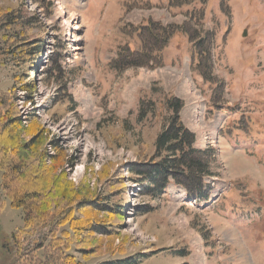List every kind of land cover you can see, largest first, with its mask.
Instances as JSON below:
<instances>
[{
  "label": "rangeland",
  "instance_id": "rangeland-1",
  "mask_svg": "<svg viewBox=\"0 0 264 264\" xmlns=\"http://www.w3.org/2000/svg\"><path fill=\"white\" fill-rule=\"evenodd\" d=\"M0 7L16 20H0V90L16 88L23 124L35 118L49 154L57 139L72 159L58 169L75 186L97 187L99 213L112 218L104 223L112 234L102 236L96 254L82 255L77 244L69 254L81 264L128 257L138 264H264V0H0ZM149 21L187 29L162 50L164 34L154 30L161 52H152L153 61L171 66L113 67L123 48H140ZM170 94L183 100L180 116L213 173L206 201L190 199L173 181L156 197L143 195L127 172L126 163L154 152ZM141 100L155 104L142 120ZM119 173L122 183H104ZM47 229L25 228L22 210L0 189V264H15L22 248L48 241Z\"/></svg>",
  "mask_w": 264,
  "mask_h": 264
},
{
  "label": "trees",
  "instance_id": "trees-1",
  "mask_svg": "<svg viewBox=\"0 0 264 264\" xmlns=\"http://www.w3.org/2000/svg\"><path fill=\"white\" fill-rule=\"evenodd\" d=\"M11 14L12 10L5 11L0 7L2 23H16V20L10 19ZM143 29L147 34L139 35L140 48L138 50L123 48L114 60L113 67L117 69L126 66L162 67L163 60L156 58L157 61L154 62L152 52H161L176 31L187 34V29L183 25L161 26L152 21ZM155 29L164 34L161 50L153 46L158 44L154 35ZM7 40L11 42L10 39ZM192 40L193 37L190 41ZM19 43L21 44V40ZM193 46L195 47L194 44ZM17 50L18 54L23 51L20 47H17ZM197 53L202 55L205 52L198 49ZM141 58L144 60L140 61ZM200 67L199 61L197 69L201 72ZM30 86L31 84H27L23 88L27 89ZM15 89L13 87L8 91L0 90V189L9 199L11 207L22 210L25 228L36 226L48 228L46 233L48 241L32 248H22L15 259V264H81L68 253L71 245L77 244L82 255L96 254L105 245L102 236L112 234L104 225L112 218H105L99 213L101 194L97 187L92 191L86 183L75 186L67 178V173L58 169L65 160L71 163L72 159L62 156L64 151L56 142L57 139L49 141L54 150V153L49 154L45 148L47 136L44 135L41 126L37 127L35 118L28 116L27 127L23 124L25 119L21 118L17 109ZM28 98H31V95H28ZM164 102L169 116L156 135L154 152L143 159L126 163L127 172L133 175L131 178L139 185L140 193L143 195L156 197L173 181L184 189L189 198L206 201L209 191L205 179L213 173L210 172L208 161L204 157L205 151L194 146L196 136L186 127L180 116L184 108L183 100L170 94L164 98ZM149 108L154 112L153 101H140L141 120L146 117ZM22 132L29 137L24 139ZM118 176L120 177H117L116 181L105 177L104 183L109 187L122 183L123 173H119ZM98 180L100 181V177ZM120 213L121 211L118 213L110 211L107 214L118 217ZM65 225L68 229L59 230ZM111 245L109 243L108 246ZM39 249H42L40 257L37 255ZM105 264H138V259L128 257Z\"/></svg>",
  "mask_w": 264,
  "mask_h": 264
},
{
  "label": "crops",
  "instance_id": "crops-1",
  "mask_svg": "<svg viewBox=\"0 0 264 264\" xmlns=\"http://www.w3.org/2000/svg\"><path fill=\"white\" fill-rule=\"evenodd\" d=\"M102 33H98V42H100V40L102 39ZM138 38V37H137ZM138 43H140V39L138 38ZM170 43V42H169ZM140 46V45H139ZM94 48V47H93ZM176 50L177 51H179L180 52V49L178 50V48L176 47ZM190 50H192V47H190ZM165 67H168V66H171V64L169 63V60H167L166 58H165V65H164ZM174 67V70H180V68L179 67H177V66H173ZM188 78L190 77V75H191V73H190V71L188 72Z\"/></svg>",
  "mask_w": 264,
  "mask_h": 264
},
{
  "label": "bare ground",
  "instance_id": "bare-ground-1",
  "mask_svg": "<svg viewBox=\"0 0 264 264\" xmlns=\"http://www.w3.org/2000/svg\"><path fill=\"white\" fill-rule=\"evenodd\" d=\"M74 25H75V24H74ZM72 27H73V26H72ZM73 28H74V29H76V28H77V26H74Z\"/></svg>",
  "mask_w": 264,
  "mask_h": 264
}]
</instances>
